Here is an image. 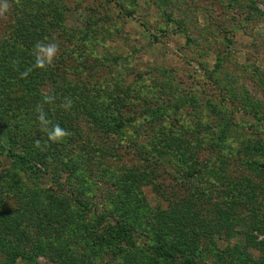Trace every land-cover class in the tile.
Wrapping results in <instances>:
<instances>
[{"label":"rangeland","instance_id":"rangeland-1","mask_svg":"<svg viewBox=\"0 0 264 264\" xmlns=\"http://www.w3.org/2000/svg\"><path fill=\"white\" fill-rule=\"evenodd\" d=\"M7 3L0 264H167L166 243L198 245L194 264H264V0ZM37 42L59 47L45 69ZM40 104L71 135L48 141ZM103 215L137 243L96 241ZM42 227L51 249L28 257L21 230Z\"/></svg>","mask_w":264,"mask_h":264},{"label":"trees","instance_id":"trees-1","mask_svg":"<svg viewBox=\"0 0 264 264\" xmlns=\"http://www.w3.org/2000/svg\"><path fill=\"white\" fill-rule=\"evenodd\" d=\"M7 79L9 82H11L10 77L7 76ZM47 80V79H46ZM23 156V155H21ZM24 158V157H22ZM70 218V217H68ZM113 221H115V223H113ZM120 220L116 217H112L107 218L104 215L97 217V224H96V228L93 227H89L91 226V224H85V228L88 229H93L92 231L89 232V234L93 236V238L96 241H100L101 243H106V244H114V243H124V245H134L137 243L138 239L134 236H132L131 234L126 233V229H128L129 226H127V222L122 221L119 222ZM66 225V220H61L59 222V225L55 228L58 229L62 226ZM82 224V227H84ZM162 227H164L166 230H171V232L173 233H179V231L177 230L178 227L174 225L173 220L169 223L168 221H164L162 224ZM43 228V227H42ZM45 229H38L39 234H36L35 238L32 236V234L30 233L29 230H21V233H25L26 234V238L29 240V244H33L34 250H36V252H28L29 254L28 257H31L32 255H39L45 252L47 246H48V250L51 249V241H44L42 235L40 233H45ZM107 229V230H106ZM109 230V231H108ZM261 233L264 234V229L260 228L259 229ZM43 233V234H44ZM181 233V232H180ZM23 236V235H22ZM192 239L196 240L197 242H199V235L194 236V234H190L189 235ZM1 241V240H0ZM47 243V244H46ZM2 242H0V246H1ZM6 245V244H5ZM4 245V246H5ZM237 245L234 246V250L236 251V247ZM184 249H182L179 245L177 244H172L169 245L168 243H166V245H161L157 247V255L161 258H163L167 264H194L193 261V256L195 255L194 252L197 250V247H191L190 245L188 246H183ZM236 247V248H235ZM19 248V247H17ZM199 249V247H198ZM244 250H241L239 253V258H241V255L244 253H247V250L245 248H243ZM25 250H15L12 252L13 254V259L14 260L17 256V254L24 252ZM229 253H232V249L228 250ZM217 258L216 259H225V256L222 257L220 254H216ZM179 259V260H178ZM247 260V259H246ZM245 260V261H246ZM204 263V262H202Z\"/></svg>","mask_w":264,"mask_h":264},{"label":"clouds","instance_id":"clouds-1","mask_svg":"<svg viewBox=\"0 0 264 264\" xmlns=\"http://www.w3.org/2000/svg\"><path fill=\"white\" fill-rule=\"evenodd\" d=\"M9 9V4L7 0L3 4H0V16H2L5 12ZM59 51V47L55 43H48L45 44L43 42H37L34 45V52H35V62L33 68L37 69H45L53 64L54 59L57 56ZM17 62L13 61L15 65ZM32 69H27L21 72V78H26ZM55 100L54 96L46 95L44 97L45 103H53ZM72 106V102L70 99H66L64 103L60 105V107L64 108L65 110L70 109ZM35 111L37 112V119L42 130L47 134L48 141L52 143H57L63 141L64 138L71 135V133L62 128L59 124L52 125L51 128L48 126L51 124V121L47 118V114L43 110V104L37 105ZM41 142L39 140L34 142V147L40 148Z\"/></svg>","mask_w":264,"mask_h":264}]
</instances>
